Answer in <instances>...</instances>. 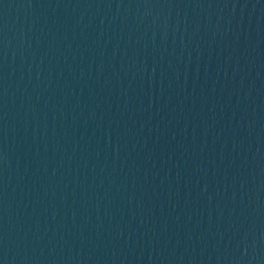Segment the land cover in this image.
<instances>
[{"label":"water","instance_id":"1","mask_svg":"<svg viewBox=\"0 0 264 264\" xmlns=\"http://www.w3.org/2000/svg\"><path fill=\"white\" fill-rule=\"evenodd\" d=\"M0 264H264V0H0Z\"/></svg>","mask_w":264,"mask_h":264}]
</instances>
